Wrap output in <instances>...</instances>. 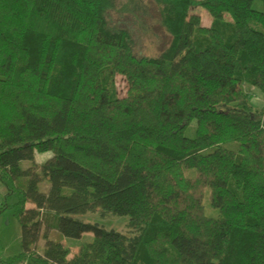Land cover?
Wrapping results in <instances>:
<instances>
[{
	"label": "trees",
	"instance_id": "1",
	"mask_svg": "<svg viewBox=\"0 0 264 264\" xmlns=\"http://www.w3.org/2000/svg\"><path fill=\"white\" fill-rule=\"evenodd\" d=\"M252 1L0 0V182L4 201L17 196L21 264H264V105L250 91L264 100V13ZM150 7L170 40L137 56L112 14L147 30ZM34 151L54 155L20 168ZM87 213L128 216L129 233L74 217ZM89 230L69 257L62 239Z\"/></svg>",
	"mask_w": 264,
	"mask_h": 264
},
{
	"label": "rangeland",
	"instance_id": "2",
	"mask_svg": "<svg viewBox=\"0 0 264 264\" xmlns=\"http://www.w3.org/2000/svg\"><path fill=\"white\" fill-rule=\"evenodd\" d=\"M252 8L264 13V0H253ZM195 11L199 14L201 24L208 25L209 19L202 8H196ZM156 10L154 7H150L147 14H145V24L147 30H142L138 24L134 22V18L121 15L119 20L118 16L115 13L112 14V19L118 25H124L131 29L134 39L133 51L137 56L147 55V56H157L161 53V50L164 49L169 43V36L163 31L157 22H155ZM126 17V18H124ZM114 84L116 92L119 96H123L126 91V81L123 76L116 75L114 78ZM252 92L251 102L256 107L257 110H260L264 105V100L261 94L254 89L250 88ZM187 136L193 135V127H190L187 132ZM54 155L52 151L38 152L34 151L30 160H22L19 162V167L25 169L30 167L32 162L36 164L37 167H40L44 162L48 161ZM186 176H193V169L187 170L185 172ZM48 183L41 181L39 184V189L45 191L48 188ZM3 202L7 204L5 208L0 213V264L1 262L10 261L9 264H21L17 259L18 255L22 252L21 238H20V226L14 215V210L17 206H13L17 201L16 194H10L5 197H1ZM204 206V213L210 217H218V209L210 206L208 199V190L205 189L202 200ZM30 205V204H28ZM77 219L82 220L86 223H96L99 226L104 227L105 229H113L119 232L129 233V228H127L128 216H107L104 218L99 217L95 213H87L83 215L74 216ZM94 234L92 230L83 232L79 238H63L62 244L69 248V257L74 255L81 246L86 242H89L93 238ZM43 239H39L37 242L36 249L41 251L43 246Z\"/></svg>",
	"mask_w": 264,
	"mask_h": 264
},
{
	"label": "crops",
	"instance_id": "3",
	"mask_svg": "<svg viewBox=\"0 0 264 264\" xmlns=\"http://www.w3.org/2000/svg\"><path fill=\"white\" fill-rule=\"evenodd\" d=\"M5 194H6L5 187H4L3 184L0 182V200H1V201H2L1 197H4Z\"/></svg>",
	"mask_w": 264,
	"mask_h": 264
},
{
	"label": "built area",
	"instance_id": "4",
	"mask_svg": "<svg viewBox=\"0 0 264 264\" xmlns=\"http://www.w3.org/2000/svg\"><path fill=\"white\" fill-rule=\"evenodd\" d=\"M0 206H1V200H0Z\"/></svg>",
	"mask_w": 264,
	"mask_h": 264
}]
</instances>
